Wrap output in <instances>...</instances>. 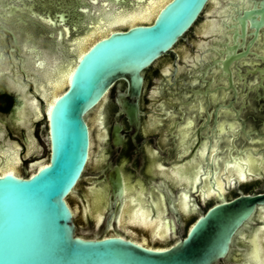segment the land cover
Returning <instances> with one entry per match:
<instances>
[{
	"label": "flooded vegetation",
	"instance_id": "1",
	"mask_svg": "<svg viewBox=\"0 0 264 264\" xmlns=\"http://www.w3.org/2000/svg\"><path fill=\"white\" fill-rule=\"evenodd\" d=\"M173 1L0 0V177L50 164V110L82 57ZM153 5L152 20L129 18ZM139 77V91L119 78L82 115L87 157L68 201L80 237L169 248L216 205L264 196V0H207ZM259 242L264 264L257 204L220 264H258Z\"/></svg>",
	"mask_w": 264,
	"mask_h": 264
},
{
	"label": "water",
	"instance_id": "2",
	"mask_svg": "<svg viewBox=\"0 0 264 264\" xmlns=\"http://www.w3.org/2000/svg\"><path fill=\"white\" fill-rule=\"evenodd\" d=\"M206 1L174 0L151 25L115 32L82 57L69 90L50 110V164L29 179L13 174L0 177V264H220L228 256L234 235L256 205H264V196L216 205L169 248L146 247L120 236L80 237L68 201L87 157L85 110L119 78H128L130 91H139V72L178 42ZM158 6L131 12L129 18L152 20ZM105 13L110 22L126 16ZM126 112L137 109L127 106ZM262 256L259 242L258 264Z\"/></svg>",
	"mask_w": 264,
	"mask_h": 264
},
{
	"label": "snow or ice",
	"instance_id": "3",
	"mask_svg": "<svg viewBox=\"0 0 264 264\" xmlns=\"http://www.w3.org/2000/svg\"><path fill=\"white\" fill-rule=\"evenodd\" d=\"M63 18V17H62ZM42 20L44 19V18H41ZM54 108H57V110L59 109V107L58 106H54ZM56 113H54V115H55Z\"/></svg>",
	"mask_w": 264,
	"mask_h": 264
}]
</instances>
